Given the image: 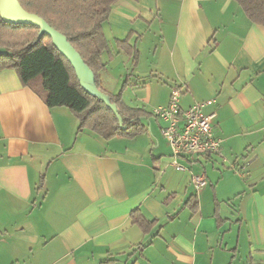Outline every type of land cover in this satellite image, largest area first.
<instances>
[{
	"label": "crops",
	"instance_id": "obj_1",
	"mask_svg": "<svg viewBox=\"0 0 264 264\" xmlns=\"http://www.w3.org/2000/svg\"><path fill=\"white\" fill-rule=\"evenodd\" d=\"M103 27L113 57L101 85L148 113L145 131L78 132L69 108L0 71V264H264V26L234 0H120ZM129 37L135 66L116 45ZM174 86L183 109L215 100L204 112L221 153L191 172L156 136L153 111ZM135 210L155 222L148 232Z\"/></svg>",
	"mask_w": 264,
	"mask_h": 264
},
{
	"label": "trees",
	"instance_id": "obj_2",
	"mask_svg": "<svg viewBox=\"0 0 264 264\" xmlns=\"http://www.w3.org/2000/svg\"><path fill=\"white\" fill-rule=\"evenodd\" d=\"M18 1L26 11L40 16L66 37L69 46L92 72V83L106 95L109 103L116 105L122 122L101 97L81 84L77 66L59 51L49 34L40 35L39 26L7 23L0 16V71L14 69L23 86L36 93L48 107L69 108L79 119L78 132L88 128L107 140L119 136L133 138L143 133L145 126L141 119L148 113L129 107L123 99V90L113 94L100 82V74L107 68L103 54H108L109 60L113 57L103 26L112 6L120 0ZM234 1L251 22L264 26V0ZM130 37L117 41L116 45L133 57L135 66L139 51L136 45L130 44ZM127 80L128 77L124 84ZM190 206L197 210L196 197ZM132 218L144 232L155 223L139 210L132 213Z\"/></svg>",
	"mask_w": 264,
	"mask_h": 264
},
{
	"label": "built area",
	"instance_id": "obj_3",
	"mask_svg": "<svg viewBox=\"0 0 264 264\" xmlns=\"http://www.w3.org/2000/svg\"><path fill=\"white\" fill-rule=\"evenodd\" d=\"M182 93V88L174 86L169 103L154 109L153 114L164 122L162 134L169 142L172 167L179 171L191 172V167L200 158L220 154L222 141L213 131L215 113L204 112V108L212 105L215 100L198 101L183 109ZM192 183L197 189L205 187L208 184L205 171L193 172Z\"/></svg>",
	"mask_w": 264,
	"mask_h": 264
},
{
	"label": "water",
	"instance_id": "obj_4",
	"mask_svg": "<svg viewBox=\"0 0 264 264\" xmlns=\"http://www.w3.org/2000/svg\"><path fill=\"white\" fill-rule=\"evenodd\" d=\"M0 16L3 21L11 24H33L40 27V35L46 33L49 34L56 47L59 51L64 54L70 61H72L80 72L81 84L88 87L93 92H95L99 97L103 99L104 102L110 106L116 115L119 117L120 123L122 118L117 112V107L113 103H109L106 95L100 91L93 83L92 80L87 79V68L85 67L81 58L74 52V50L69 46L66 37L51 27L43 18L40 16L26 11L18 0H0ZM68 44V45H67Z\"/></svg>",
	"mask_w": 264,
	"mask_h": 264
},
{
	"label": "rangeland",
	"instance_id": "obj_5",
	"mask_svg": "<svg viewBox=\"0 0 264 264\" xmlns=\"http://www.w3.org/2000/svg\"><path fill=\"white\" fill-rule=\"evenodd\" d=\"M68 45V44H67ZM76 64V63H75ZM87 79L92 80L93 81V75L92 72L89 71L87 69V74H86ZM146 122L148 123V121L146 120ZM156 122V121H154ZM153 126L156 127V125L153 123ZM157 138H159L160 142H161V151L163 153H169L170 152V146H169V142L166 139V137L161 133V131L159 129H157V134H156ZM163 158H166V156H163Z\"/></svg>",
	"mask_w": 264,
	"mask_h": 264
}]
</instances>
